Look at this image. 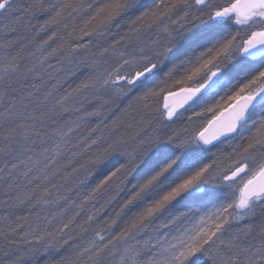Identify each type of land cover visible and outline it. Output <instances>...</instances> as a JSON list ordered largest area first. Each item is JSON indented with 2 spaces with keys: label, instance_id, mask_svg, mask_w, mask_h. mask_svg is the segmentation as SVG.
<instances>
[{
  "label": "snow or ice",
  "instance_id": "snow-or-ice-1",
  "mask_svg": "<svg viewBox=\"0 0 264 264\" xmlns=\"http://www.w3.org/2000/svg\"><path fill=\"white\" fill-rule=\"evenodd\" d=\"M0 264H264V0H0Z\"/></svg>",
  "mask_w": 264,
  "mask_h": 264
}]
</instances>
